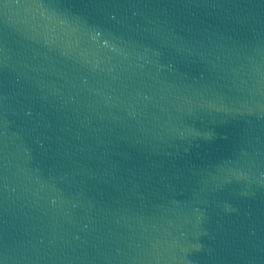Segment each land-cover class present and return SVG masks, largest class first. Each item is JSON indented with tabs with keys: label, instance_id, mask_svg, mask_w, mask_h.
I'll return each instance as SVG.
<instances>
[{
	"label": "water",
	"instance_id": "obj_1",
	"mask_svg": "<svg viewBox=\"0 0 264 264\" xmlns=\"http://www.w3.org/2000/svg\"><path fill=\"white\" fill-rule=\"evenodd\" d=\"M0 264H264V0H0Z\"/></svg>",
	"mask_w": 264,
	"mask_h": 264
}]
</instances>
